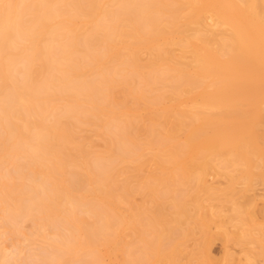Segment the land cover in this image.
Wrapping results in <instances>:
<instances>
[{
	"label": "bare ground",
	"instance_id": "6f19581e",
	"mask_svg": "<svg viewBox=\"0 0 264 264\" xmlns=\"http://www.w3.org/2000/svg\"><path fill=\"white\" fill-rule=\"evenodd\" d=\"M261 184L264 0H0V264H264Z\"/></svg>",
	"mask_w": 264,
	"mask_h": 264
},
{
	"label": "rangeland",
	"instance_id": "374dc122",
	"mask_svg": "<svg viewBox=\"0 0 264 264\" xmlns=\"http://www.w3.org/2000/svg\"><path fill=\"white\" fill-rule=\"evenodd\" d=\"M89 131V130H88ZM91 132V131H90ZM86 133V132H85ZM88 134H90L89 132H87ZM86 133V134H87ZM91 134H92V132H91ZM218 174H216V175H210L209 176V181H210V183H216V186H221V187H225L226 186V184L228 183V180H227V178H225L223 175H218ZM215 185V184H214ZM240 186V185H239ZM263 185L261 184V185H257V192L259 193V194H261V193H263L264 191V189H263ZM260 196V195H259ZM261 197V199H259L258 200V202H259V206H264V199H263V196L261 195L260 196ZM225 215H226V213H224ZM223 217V216H222ZM220 218V219H224V217L223 218ZM225 218H226V216H225ZM264 221V220H263ZM30 223L29 222H26V223H24V228L27 230V229H29L30 228V225H29ZM29 227V228H28ZM10 236V235H9ZM9 236H8V238H9ZM11 237V236H10ZM7 240H10L11 242H13V240L12 239H7ZM10 241H7V243H10ZM10 247L12 246V244H8ZM231 247V249H230V251L231 252H233V254L234 255H236V257H237V259H240V257H242L243 259L242 260H240V261H244L245 260V258H246V252H245V250H243L240 246H238V245H234V247H233V245L232 246H230ZM229 249V248H228ZM212 254H213V256H214V258H215V264H225L226 262H225V259H226V254H227V246L225 247V245L223 246V243L220 241V240H216L215 241V243L213 244V246H212ZM244 254V255H243ZM245 256V257H243V256ZM224 258V259H223ZM239 261V262H240ZM259 261H261V263H262V260H259ZM245 262V261H244ZM243 262V263H244ZM242 263V264H243ZM32 264H34V263H32ZM245 264V263H244Z\"/></svg>",
	"mask_w": 264,
	"mask_h": 264
}]
</instances>
